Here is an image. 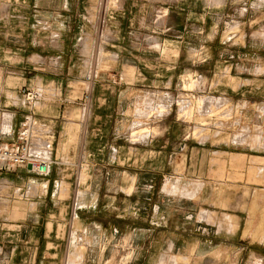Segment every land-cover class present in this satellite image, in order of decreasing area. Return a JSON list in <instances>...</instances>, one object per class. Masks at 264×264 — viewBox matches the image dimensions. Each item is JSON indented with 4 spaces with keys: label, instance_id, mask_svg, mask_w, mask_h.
Wrapping results in <instances>:
<instances>
[{
    "label": "rangeland",
    "instance_id": "374dc122",
    "mask_svg": "<svg viewBox=\"0 0 264 264\" xmlns=\"http://www.w3.org/2000/svg\"><path fill=\"white\" fill-rule=\"evenodd\" d=\"M105 1L98 5V12L91 19L99 28L107 24V10L114 5ZM121 3L119 0L115 7ZM261 6L264 0L255 3V7ZM250 15L253 17L248 20H207L205 27L189 37V52L169 53V59L180 57L175 69H159L160 74L174 70L177 75L169 83V94H156L150 91L155 86L143 85L134 107L133 92H127L125 115H112L108 126L124 127L118 133L122 136L118 141L125 146V160L120 164L112 162L109 157L116 153L107 148L104 154L111 164L99 165L94 172L105 173L108 169L110 174L95 180L91 187L86 153L78 157L81 163L73 165L77 179L74 174L72 193L69 188H62L59 198H54L58 203L51 213L62 223L58 227L61 237L56 238L60 241L42 248L48 253L41 264H264V9ZM94 39L98 50L95 61L99 65H117L113 56L102 54L105 45L116 37L101 32ZM95 41L91 36L82 39L85 56L91 55ZM161 51L162 54L153 52V56L143 57L157 59L167 55L165 50ZM132 75L133 71L126 68L125 76ZM83 85L90 93L92 85ZM163 85L158 86L160 90ZM71 90L67 95L70 103L62 105L66 115L61 140L63 157L70 155L73 144L83 141L88 145L87 122L94 108L93 100L85 105L84 98H76L81 93ZM21 93L24 94L23 89ZM117 104L116 99L109 103L111 109ZM81 118L83 121L77 122L80 124L72 125L71 119ZM73 126L68 138L69 127ZM33 132H41L35 122ZM116 136L110 132L106 139L112 144L117 142ZM152 137L156 140L151 144ZM167 139L168 147L161 149ZM64 142H69L67 147ZM153 160L158 163L151 165ZM150 168L161 175L153 181L143 179L142 193L134 196V174ZM118 189L122 191L120 199L108 197L115 196ZM152 192L156 200L151 203ZM75 193L82 207L97 193L100 205L107 199L111 209L103 211L99 206L96 211L81 208L72 212ZM46 203L50 206L52 202L47 199ZM150 203L158 205L159 218L171 215L181 222L184 210L191 221V239L196 242L205 237L208 242H194L186 252L176 255L168 256L161 250L138 256L129 224L136 219V213L142 216L138 220L144 222L142 218L150 214ZM118 204L126 209L119 212L122 216L112 208ZM92 222L107 226L102 230ZM156 231L155 237L165 232L162 228ZM169 231L181 234V230ZM36 246L31 245V250L36 251ZM37 262L30 260L26 264ZM8 263L7 259H0V264Z\"/></svg>",
    "mask_w": 264,
    "mask_h": 264
},
{
    "label": "crops",
    "instance_id": "0c3cea01",
    "mask_svg": "<svg viewBox=\"0 0 264 264\" xmlns=\"http://www.w3.org/2000/svg\"><path fill=\"white\" fill-rule=\"evenodd\" d=\"M260 1L122 0L121 6H112L107 10V24L99 28L91 19L104 0H0V145H17L24 119L31 114L41 129L39 135L32 137L31 151L51 161L46 174L31 170L28 166L0 167V259H7L8 264H26L30 260L41 264L48 253L42 248L49 243H57L60 239L56 238L61 237L58 235V227L62 223L52 218L55 214L51 213L58 203L54 198H59L62 188H69L72 193L75 174L73 165L81 163L79 158L83 152L86 153L85 163L89 165L91 173V187L95 180L104 179V176L107 178L110 174L108 169L105 173L95 174L97 166L104 167V163L111 164V161L120 164L125 160V146L118 141L122 139L118 133L124 131V127L108 126L112 115L116 114L117 118L119 114L125 115L127 92H133L131 98L134 107L143 85L155 86L150 91L156 94H169V83L172 84L177 75L174 70L171 74L169 71L160 74L159 69H175L180 59L178 55L170 56L169 59V53L189 52V37L205 27L207 20L252 18L251 12L264 9V6L255 7V3ZM162 12L164 14L160 15ZM101 32L116 37L105 45L106 50L102 53L116 59L117 65L114 67L103 62L99 65L95 61L98 50L94 37ZM87 36L93 37L95 41L89 56L84 55L82 45V39ZM161 50H165L167 55L157 59L143 57L153 56V52L162 54ZM170 62L176 63L170 65ZM147 65L153 69L146 70ZM126 68L133 71L132 76H125ZM83 83L92 85L90 93L91 101H94L91 120L87 122L90 140L88 145H84L83 141L71 145L73 150L68 151L69 157H63L61 140L66 115L62 105L66 101L70 103L67 96L69 88H72L71 92L81 93L82 96L77 95L76 98H83L88 92ZM160 85H163L162 90L158 87ZM25 88L39 92L42 98L28 104L25 95L21 93ZM115 99L117 107L111 109L109 103ZM71 120L74 121L72 125L76 126L80 124L77 123L79 120L83 121L82 118ZM73 128L69 127L67 135H72ZM95 132L98 134L96 137L93 135ZM110 132L117 134L114 137L117 142L110 144L106 139ZM152 138L151 144L156 140ZM166 142L161 149L168 147V139ZM68 143L64 142L66 147ZM107 148H111L113 154L116 153L109 157L110 162L104 154ZM157 163L156 160L151 161V165ZM151 169L134 174V196L139 197V193H142L143 179L153 181L161 175ZM75 177L77 179V174ZM120 191L118 189L115 196L108 197L118 199ZM152 196L149 198L151 203L156 200L154 192ZM47 199L52 202L50 206L46 203ZM71 203L72 212L81 208L96 211L99 206L103 211L111 209L107 199L100 205L97 193L83 207L79 205L77 193ZM117 206L112 208L117 210L118 216H122L120 213L126 212V209L122 204ZM181 212V222L171 215L159 218L158 205L155 203L153 206L151 204L147 218H142L144 222L138 220L142 216L136 213V219L129 224L136 254L141 257L143 253L162 250L161 253L169 256L186 252L195 241L189 232L191 221L184 210ZM92 224L102 230L107 226L106 223ZM158 228L165 232L155 237ZM171 229L181 230V234L176 235L169 231ZM203 242H208L205 237L197 238L195 243L202 245ZM31 245H37L36 251L31 250Z\"/></svg>",
    "mask_w": 264,
    "mask_h": 264
},
{
    "label": "built area",
    "instance_id": "2783aa9c",
    "mask_svg": "<svg viewBox=\"0 0 264 264\" xmlns=\"http://www.w3.org/2000/svg\"><path fill=\"white\" fill-rule=\"evenodd\" d=\"M119 0H110L109 3L117 4ZM106 1L104 0V4ZM26 100L32 104L42 98V95L32 89H23ZM84 100L87 105L91 100V93L87 92L84 95ZM34 119L31 114L27 115L24 119L23 125L20 128L19 141L17 145H0V167L8 168L13 166H28L41 174L48 172L51 163L48 159H43L38 155L32 153L31 142L33 137Z\"/></svg>",
    "mask_w": 264,
    "mask_h": 264
}]
</instances>
